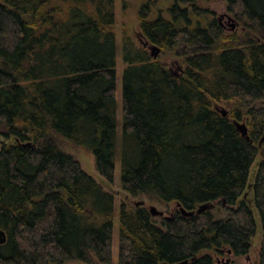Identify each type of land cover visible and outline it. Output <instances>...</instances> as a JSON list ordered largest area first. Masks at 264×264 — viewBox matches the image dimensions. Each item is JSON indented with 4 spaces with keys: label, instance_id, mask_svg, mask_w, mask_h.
<instances>
[{
    "label": "trees",
    "instance_id": "16d2710c",
    "mask_svg": "<svg viewBox=\"0 0 264 264\" xmlns=\"http://www.w3.org/2000/svg\"><path fill=\"white\" fill-rule=\"evenodd\" d=\"M156 1H140L141 37L182 67L124 36L120 133L115 0H0V264H114L115 197L61 141L109 183L119 161L130 197L176 206L158 224L122 203L117 264H219L259 230L264 264V0H224L240 33L200 0Z\"/></svg>",
    "mask_w": 264,
    "mask_h": 264
},
{
    "label": "rangeland",
    "instance_id": "374dc122",
    "mask_svg": "<svg viewBox=\"0 0 264 264\" xmlns=\"http://www.w3.org/2000/svg\"><path fill=\"white\" fill-rule=\"evenodd\" d=\"M141 0H115V16H116V26L115 33L118 40L119 47V56H118V131L121 133L122 124H123V115L121 107L122 99V73L125 68V64L121 55V46L124 39V36H130L138 46H143L140 39V22L138 17V9L140 6ZM172 4V0H157L154 6L155 10H166ZM200 5L210 12H212L214 17L218 20L221 26L228 33H240L244 30V26L235 18V16L228 12L227 4L224 0H200ZM156 12V11H155ZM153 12V16H155ZM230 19L234 21L231 22ZM233 24H237L235 28H232ZM151 54V50L147 48ZM179 50L162 52L158 55L159 61L164 65V67L172 72L173 74H178L179 68L182 67V59L178 56L177 52ZM263 103V102H262ZM236 101H224V102H213V108L215 111L222 114V111L228 112L231 115L234 111ZM259 103L257 106H260ZM240 123L246 124L248 127L249 118L244 117ZM1 137H0V148H1ZM61 147L69 154L77 159L82 168L93 178L97 180L107 191L112 193L115 197V217H114V264L118 263V251H119V215L120 208L122 203H126L129 206H135L137 202L143 201L144 205L148 210L150 207L155 206L159 211L164 212L166 216H170L172 210L176 209L174 204L169 207L161 205L160 203L150 201L145 196L138 198L130 197L120 186V163L119 161L116 164V177L114 183H109L105 180L96 170L94 157L85 149L78 148L77 146L66 142L61 141ZM260 158L258 157L254 163L251 170V182L255 177L257 167L259 164ZM220 212V211H219ZM164 215V216H165ZM154 220L160 224L163 220V217H154ZM263 242V235L261 230L258 231L256 237L253 240V247L249 255L244 257L234 258L233 256H224L218 258L219 264L228 263L229 264H255L259 259V252Z\"/></svg>",
    "mask_w": 264,
    "mask_h": 264
},
{
    "label": "water",
    "instance_id": "95a60500",
    "mask_svg": "<svg viewBox=\"0 0 264 264\" xmlns=\"http://www.w3.org/2000/svg\"><path fill=\"white\" fill-rule=\"evenodd\" d=\"M231 22H233V19H230ZM237 26V24H233L232 28H235ZM141 43L143 44L144 47L149 48L151 50V56L153 57V59H157L158 55L161 53V49L158 48L157 46L151 45L150 43H148L147 41H145L143 38L140 39ZM228 115V112L226 111H222V116L226 117ZM235 126L237 127V129L241 132L242 136H244L247 140H250V137L248 136V127L246 124L244 123H240L239 121H234ZM262 142H264V137L262 138ZM137 206H143L144 202L140 201L136 203ZM180 207V206H178ZM214 204H206L201 206L199 209L195 210V211H186L184 208L180 207V212L184 215V216H194L196 214H200L202 213L204 210H207L209 208H213ZM150 213L152 216L154 217H164V212L159 211L155 206L150 207L149 209ZM228 254H231V251H228ZM180 264H188V262H183ZM229 264V262L227 263Z\"/></svg>",
    "mask_w": 264,
    "mask_h": 264
}]
</instances>
